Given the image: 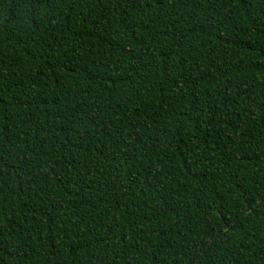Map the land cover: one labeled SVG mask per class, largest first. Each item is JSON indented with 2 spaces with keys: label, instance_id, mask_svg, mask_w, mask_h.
I'll use <instances>...</instances> for the list:
<instances>
[{
  "label": "trees",
  "instance_id": "trees-1",
  "mask_svg": "<svg viewBox=\"0 0 264 264\" xmlns=\"http://www.w3.org/2000/svg\"><path fill=\"white\" fill-rule=\"evenodd\" d=\"M0 264H264V0H0Z\"/></svg>",
  "mask_w": 264,
  "mask_h": 264
}]
</instances>
